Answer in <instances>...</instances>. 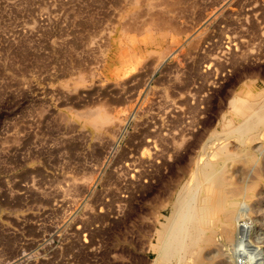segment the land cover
I'll return each instance as SVG.
<instances>
[{
    "label": "rangeland",
    "instance_id": "rangeland-1",
    "mask_svg": "<svg viewBox=\"0 0 264 264\" xmlns=\"http://www.w3.org/2000/svg\"><path fill=\"white\" fill-rule=\"evenodd\" d=\"M245 84L264 94V0H0V264H150L223 144L232 240L213 208L167 264H264V119L224 125Z\"/></svg>",
    "mask_w": 264,
    "mask_h": 264
},
{
    "label": "bare ground",
    "instance_id": "bare-ground-1",
    "mask_svg": "<svg viewBox=\"0 0 264 264\" xmlns=\"http://www.w3.org/2000/svg\"><path fill=\"white\" fill-rule=\"evenodd\" d=\"M251 86L250 84H245L231 98L229 102L231 110L224 122L225 127L228 128L226 131L234 134L244 131L248 132L264 119V94ZM87 114L90 115L91 111ZM104 119L105 116L91 115L89 121L92 125L96 126ZM235 120H240V123L233 127V121ZM254 136L252 134L249 138L253 139ZM231 155L232 153L225 144L220 145L213 152L214 158L210 162L198 166L195 170L196 184L194 183V188L184 187L177 194L171 204L170 215L166 217L165 222L162 223V226L156 232L157 242L152 244V247L157 255L150 264H167L169 260H179L182 253L191 251L202 240V234L204 233L203 221L207 216L206 213L213 208L218 211H216V214H220L221 216L219 231L223 234L222 237L228 241L232 240L236 226L234 223L236 212L233 211L232 206L236 204V198L232 197L233 199L230 200V196L223 193L224 183L226 182L225 162ZM195 174L193 172V175ZM195 190H199V193L202 191L200 198L201 205L196 204V201H194ZM214 231V228L210 230L211 234ZM211 237L208 236L205 239L211 240Z\"/></svg>",
    "mask_w": 264,
    "mask_h": 264
}]
</instances>
